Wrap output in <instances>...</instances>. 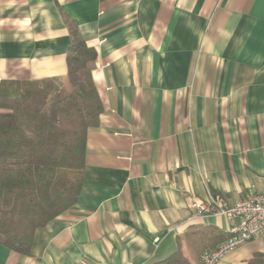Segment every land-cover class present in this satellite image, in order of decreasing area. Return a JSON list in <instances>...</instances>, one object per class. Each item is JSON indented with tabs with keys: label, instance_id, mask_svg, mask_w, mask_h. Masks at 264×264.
I'll list each match as a JSON object with an SVG mask.
<instances>
[{
	"label": "crops",
	"instance_id": "crops-1",
	"mask_svg": "<svg viewBox=\"0 0 264 264\" xmlns=\"http://www.w3.org/2000/svg\"><path fill=\"white\" fill-rule=\"evenodd\" d=\"M73 25L101 102L75 203L0 264L196 262L227 232L188 196L264 193V0H0V83L64 78ZM255 239L217 264H247Z\"/></svg>",
	"mask_w": 264,
	"mask_h": 264
},
{
	"label": "trees",
	"instance_id": "trees-1",
	"mask_svg": "<svg viewBox=\"0 0 264 264\" xmlns=\"http://www.w3.org/2000/svg\"><path fill=\"white\" fill-rule=\"evenodd\" d=\"M69 36L64 78L0 83V245L22 256L29 255L35 231L75 203L87 131L102 113L90 75L97 52L72 24ZM215 247L191 262L178 244L169 257L150 264H200V256ZM247 264H264V252Z\"/></svg>",
	"mask_w": 264,
	"mask_h": 264
},
{
	"label": "built area",
	"instance_id": "built-area-1",
	"mask_svg": "<svg viewBox=\"0 0 264 264\" xmlns=\"http://www.w3.org/2000/svg\"><path fill=\"white\" fill-rule=\"evenodd\" d=\"M185 204L196 215H218L228 223L226 240L204 252L200 264H217L226 254L255 239L264 243V193H253L234 203L220 197L204 202L188 196Z\"/></svg>",
	"mask_w": 264,
	"mask_h": 264
}]
</instances>
